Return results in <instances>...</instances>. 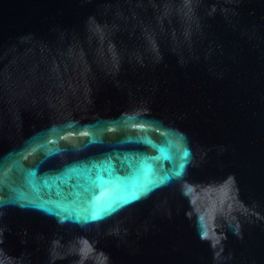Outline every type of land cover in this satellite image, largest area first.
<instances>
[{"label":"water","instance_id":"obj_1","mask_svg":"<svg viewBox=\"0 0 264 264\" xmlns=\"http://www.w3.org/2000/svg\"><path fill=\"white\" fill-rule=\"evenodd\" d=\"M0 264H264V0H0Z\"/></svg>","mask_w":264,"mask_h":264}]
</instances>
